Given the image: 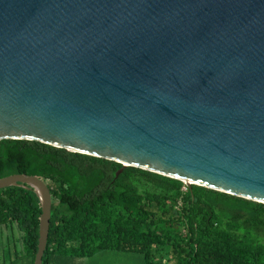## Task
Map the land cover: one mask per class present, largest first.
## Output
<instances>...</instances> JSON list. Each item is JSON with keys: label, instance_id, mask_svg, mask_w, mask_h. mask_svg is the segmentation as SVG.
I'll list each match as a JSON object with an SVG mask.
<instances>
[{"label": "water", "instance_id": "1", "mask_svg": "<svg viewBox=\"0 0 264 264\" xmlns=\"http://www.w3.org/2000/svg\"><path fill=\"white\" fill-rule=\"evenodd\" d=\"M28 140L264 204V0H0V142ZM42 208L52 200L12 175Z\"/></svg>", "mask_w": 264, "mask_h": 264}, {"label": "trees", "instance_id": "2", "mask_svg": "<svg viewBox=\"0 0 264 264\" xmlns=\"http://www.w3.org/2000/svg\"><path fill=\"white\" fill-rule=\"evenodd\" d=\"M122 168L38 141L0 142V180L28 175L50 191L52 217L43 264L106 251L138 253L148 263L167 249L187 264H264L263 203L197 185L190 189L180 180L135 167L118 176ZM41 218L33 190H0V227L21 232L20 258L31 264Z\"/></svg>", "mask_w": 264, "mask_h": 264}, {"label": "rangeland", "instance_id": "3", "mask_svg": "<svg viewBox=\"0 0 264 264\" xmlns=\"http://www.w3.org/2000/svg\"><path fill=\"white\" fill-rule=\"evenodd\" d=\"M183 191H186V188H183ZM180 207V203L177 208ZM5 227H0V254L3 257L4 263L10 262L11 260H20L21 256L24 253V245L21 240V232L14 227V231H9L3 229ZM186 230L183 231L185 234ZM123 252V251H120ZM170 250L164 251L162 256H157L151 260V262H145L139 260L136 257H125L119 252L111 251L106 255H101L94 259H86V264H187L185 260H178V257L174 259L173 256H170ZM133 254V253H132ZM137 255V254H133ZM140 255V254H138ZM142 256V255H141Z\"/></svg>", "mask_w": 264, "mask_h": 264}, {"label": "crops", "instance_id": "4", "mask_svg": "<svg viewBox=\"0 0 264 264\" xmlns=\"http://www.w3.org/2000/svg\"><path fill=\"white\" fill-rule=\"evenodd\" d=\"M111 251H106V252H100L96 255H93V256H90V257H87V258H71V257H68V256H61V257H56V262L57 264H86V259H94L96 257H100L101 255H106L108 256L107 253H110ZM115 252H119V254L125 256V257H136L138 258L139 260L141 261H144V258L143 256L138 255V253H133V254H137V255H133L132 252H127V251H123V252H120V251H115ZM145 262V261H144ZM146 263V262H145ZM0 264H31V260L29 258H21L20 260H11L10 262H7V263H4V260H3V257L1 256L0 254Z\"/></svg>", "mask_w": 264, "mask_h": 264}]
</instances>
